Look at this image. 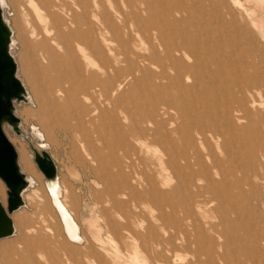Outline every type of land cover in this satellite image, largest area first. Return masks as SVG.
I'll return each mask as SVG.
<instances>
[{
  "label": "bare ground",
  "instance_id": "1",
  "mask_svg": "<svg viewBox=\"0 0 264 264\" xmlns=\"http://www.w3.org/2000/svg\"><path fill=\"white\" fill-rule=\"evenodd\" d=\"M31 1L36 6L35 12L42 26V54L46 62L36 76H31L26 70L27 81L34 89V96L28 90L27 82L17 73L19 65L12 52L13 28L4 14L6 1L0 0V47L11 55L12 71L7 77V84L13 90L5 96L11 113L4 115L3 127L8 123L20 131V122L13 116L16 104L21 100L33 101L35 97L39 105L37 115L48 137L51 139L54 136L52 133L63 130V140L74 145L71 148L73 151H70L74 152V159L68 154L63 158L66 172L72 176L77 175V182H83V175L77 164L86 166L94 177L93 181L97 185H105L103 194L107 196L105 198L112 208L116 211L118 208L128 207V212H119L118 217L114 218L103 211L105 214L102 221L99 217H88V235L82 236L81 224L75 217L79 197L75 196L73 186L65 178L63 182L60 181L54 158L48 153H37V159H46L48 174L44 171L45 186L49 203L61 223L59 229L67 242L85 244L83 248H76L77 245L74 247L60 239L63 242L60 245L62 252L56 253L53 247H59L55 243L57 238L52 229H48L49 233L40 232L31 237L30 241L25 237L21 241L23 250L13 251L10 242L2 240L16 233V224L22 219L11 217V214L26 203V192L36 187L34 166L26 157H22V167L15 147L19 170L24 180L15 189L6 184L8 200L0 182V245L9 252L4 257L5 264H47V261L50 264H141L140 223L136 222V215H139L138 198H152L156 205H164V210L165 205L176 208L170 201L164 203V198L179 193L192 206L197 194L205 188L210 189L212 200L219 198V203H222L225 195L222 191L216 192L214 187L219 188L225 184L228 175L234 174L236 161L242 158L232 157L231 152V146L236 145L235 141L242 138V135L231 133L230 130L233 128L235 115L239 119L243 118L241 115L245 107L236 108L223 103L224 114L219 115L217 108L221 103L218 102L221 96H211L212 87L204 81V77L207 78L213 70V65H216L219 73H226L227 51L219 48L212 50L204 45L196 49V44L188 40L185 34L176 35L175 32L179 29L174 28V23L182 22V18H177V13L192 8V5H185L184 0L179 5L182 10L178 7L166 9L162 3L167 0H141L140 4H144L145 10L147 7L151 12L147 15L146 24L140 18L143 10L139 14L132 11L130 15L128 11L118 9L117 13L112 14L96 3L97 0ZM130 2L125 0L126 4ZM158 6L159 11L156 10ZM153 16V21L156 22L151 25L149 20ZM157 17H160L159 20ZM116 19H121L122 26L115 22ZM140 22L142 25L139 29ZM261 22L264 23V19ZM132 26H137L138 32L135 33ZM123 29L130 33L126 38L123 36ZM132 33L139 35L141 39L137 42ZM200 61H204L203 64ZM139 72L141 74L138 77L146 76L152 84L149 83L151 87L147 89L150 99L142 102L143 113L136 112L140 116V123L133 125L130 75L138 79ZM185 75L186 78L193 77L195 82H184L182 77ZM172 78L177 79V95L168 90L167 85ZM198 84L205 89L203 97L206 100L200 104L201 110L196 111L197 107L190 109V106H183L182 103H185L187 96L195 91ZM152 91L158 92L160 97L153 96ZM196 92L199 98L201 92L199 89ZM213 98H216L215 102ZM130 120L131 126L123 125ZM34 131L45 137V131L39 128ZM134 132L149 143L160 145L161 149L155 153H160L157 168L156 164L136 157L134 142L127 141L133 140ZM220 138L222 141L218 142ZM212 140H217L216 146L222 148L218 154ZM202 147H207L209 152L204 154ZM135 157L141 160L140 166H137ZM173 177L176 178V183L165 190ZM203 180L206 185L202 188L199 182ZM34 193L36 192H31L28 194L31 196L27 197L33 199ZM68 197L71 199L70 205L66 199ZM196 205L201 207L199 203ZM189 210L192 211L193 208L189 207ZM173 220L177 222V227L169 222L162 225V228H177L174 234L168 232L167 236H162L159 232H151L144 236L142 249L151 253L148 254L152 257L151 264H245L240 261L241 255L251 259L253 249L247 254L243 249L244 244H240L236 251L230 250L228 244H225L228 240L220 244L222 250L216 247V242L203 250L200 248L203 246L200 242L203 233L197 229L194 232L188 231L182 227V219ZM109 245L113 248L109 249ZM128 246L133 247V252H130ZM178 247L192 248L190 260H184L177 251ZM12 252L18 255L17 260H13Z\"/></svg>",
  "mask_w": 264,
  "mask_h": 264
},
{
  "label": "rangeland",
  "instance_id": "2",
  "mask_svg": "<svg viewBox=\"0 0 264 264\" xmlns=\"http://www.w3.org/2000/svg\"><path fill=\"white\" fill-rule=\"evenodd\" d=\"M5 1L4 14L13 28L14 45L12 46V52L19 65L17 73L27 82V88L34 96V89L28 83L26 76L27 72H30L31 76L38 75L43 65L46 64L42 54L43 38L40 34L42 28L41 22L36 13V6L31 0ZM130 1L129 4H126L125 0H97L96 3L101 4L103 8L109 10L112 14L117 13L119 11L118 9L128 11L130 15L132 11H135V14H139L140 11L143 10L140 18L143 23L146 24L145 20L147 19V15L151 14L149 9L146 7L145 10L144 4L143 6L140 4L141 0ZM184 3L187 6L192 5L191 7L194 9L187 8V11L180 9L179 5L183 4L182 0H167L165 3H162L166 9L178 7L183 11L177 13V18H182V22L174 23V28L179 29V31L175 32L176 35L180 33L185 34L188 40L196 44V49L204 45L212 50L219 48V50L222 49L227 51L226 63L228 67L226 68V73H219L216 65H213V70L209 72L207 78L204 77V81L208 86L212 87L210 93L213 95L211 96H221L218 100V102L221 103L218 104L217 108L219 115L224 114L223 103H229L236 108L245 107L241 115L243 118L239 119L238 115H235L233 128L230 130L232 131L231 133L234 132L242 135V138L235 141L236 145L231 146L232 157L237 158L240 156L242 158L240 161H236L234 174L228 175L225 184L219 188H217V186L214 187L216 192L222 191L223 195H225L224 199H222V203H219V198L212 200L210 189L203 188V186L206 185L204 180L199 182V186L203 189L201 193L197 194L194 199L195 204L193 203L192 206L189 205V200L182 197V195H178L179 193H174L169 198H164V203L165 201H170L171 204L176 206V208H172L169 207V205H165L164 210H162L164 205H156L152 198H142L141 200L138 198L139 215H136V222L138 224L140 223L139 229L142 252L139 254V260L141 264H151L152 257L148 255H151V253L142 249L143 241L145 240L144 236L151 232H159L162 236H167L168 232L174 234L177 228L167 227V229H163L162 225L171 222V225L177 227V222L173 220L175 218L178 220L182 219V227L187 228L188 231L194 232L195 229H197L203 233L200 240L201 244H203V246L200 247L201 249L204 250L205 247L207 248V246H211L216 242L218 244L216 247L222 250L220 244L228 240L225 244H228L230 250L236 251L240 244H244L245 248L243 249L246 250L247 254L253 249L251 259L248 260L247 256L241 255V262L245 264H264V23L261 22V20L264 19V0H184ZM197 6L198 8H196ZM158 9L159 6L156 10L159 11ZM199 9L200 11H198ZM153 18L154 16L149 20L152 23L151 25L156 22L153 21ZM159 18L160 17H157V20H159ZM165 19L169 20V18ZM115 22L120 26L123 24L121 19H116ZM141 25L142 22L138 25L139 29ZM138 27L132 26L135 33L138 32ZM127 34L130 35L128 31L123 29V36L125 38ZM132 37L136 38L137 42L141 39L139 35L135 36L133 33ZM202 54L203 56L206 55L204 52ZM203 62L204 61H200V64H203ZM206 67L209 68L211 66ZM139 74L141 73H137V77ZM186 76L187 75L182 77L184 82H195L193 81V77L190 76V78H186ZM176 80V78H172L167 86L168 90L177 95L179 91L176 86ZM210 82H213V84ZM130 83L133 125H137L140 123V116L137 115L136 112L139 111L143 113L144 103L142 102H146V100L150 99L147 89L151 86L146 76H144V78L140 76L136 79V77L134 78V76L130 75ZM198 89L201 92L199 98L196 92ZM205 93V89L201 88L200 84L196 85L195 91L187 96L188 99L185 103L183 102L182 105H188L190 109L197 107L196 111L201 110L199 106L206 100L203 97ZM152 94L155 97H160L158 92L153 93L152 91ZM179 95H181V92ZM213 100L215 102L216 98H213ZM15 114L17 120L20 122L21 130H15L8 123L4 124V129L19 152V162L21 166L23 167L24 165L22 157H26L34 166L36 187L34 186L35 188L33 187L28 190L29 192H26V203L11 214V217H20L22 219V221L18 222L19 226L16 224V233L12 235V237L2 240L3 242L9 241V245H11L13 251L23 250L21 241L25 239V237L30 241L31 237L36 236L40 232L49 233L48 229H52V233H54L58 239L57 241L55 238V243L59 245V247L54 246V252L56 251V253L61 254L62 247L60 245L64 241L67 242L62 230L59 229L61 226L60 220L54 208L49 203L45 186L46 175L36 160L37 153L43 154V152L46 151V153L54 158L57 165L56 172L59 175L60 181L63 182L65 178V180L70 183L71 187L73 186L72 188L76 194L75 196L79 197V204L77 205L75 217L81 224V229L83 230H81L82 236L88 235V217H99L102 221L105 213L117 218V213L122 211L128 212V207H121L116 211L112 208L108 199H106L107 196L103 194L105 185H97L93 181L94 177L86 169V166L77 164L83 175V182H77V175L72 176L66 172V168L63 167V158H66L68 154L74 159V152H70L73 151L71 148H73L74 145L71 144V146L69 142H67L68 140H63V130H57L54 134L52 133V135H54L53 137H56L55 139H53V137L51 139L48 137L47 131L44 130L42 121L39 115H37L39 114V105L35 97L33 101L30 102L25 100L17 102ZM192 114L195 115V112H192ZM131 124L132 121L130 120L123 125L131 126ZM146 125L147 124H145V126ZM35 128H39L43 130V132L45 131V137L36 134L34 131ZM126 132H128V130ZM125 139L127 140L126 137ZM127 141L134 142L136 157L139 156L140 159L154 164L158 162L160 153L156 155L155 153L161 149L160 145L149 143L148 140L139 137L137 132H134L133 140L130 139ZM220 141H222L221 138L218 142ZM211 142L214 143V149L217 154L222 151L221 147L218 148V145L216 146L217 140H212ZM201 151L207 154L209 149L207 147H202ZM139 158L136 159L137 166L141 165V160H139ZM203 158L207 161V158ZM158 165L159 164H156V168ZM218 176H216V178H218ZM0 182L3 186L6 199L8 200V194L6 192L7 186L1 177ZM174 183H176V178L173 177L169 185L165 187V190L168 187H172ZM37 189L38 191H36ZM34 191L36 192L34 193V198H38L36 200L33 198V201V199L28 198L31 196L28 194ZM101 191L103 195L100 193ZM34 195H32V197ZM158 195L164 196L162 194ZM102 196L106 203H104L103 198H101ZM68 198L66 199L70 205L71 199L70 197ZM178 201L179 203L176 204ZM196 203L201 205V209L197 207ZM177 205H179V208H177ZM105 206L109 211H107L108 209ZM104 207L105 209H103ZM189 207H192L193 210H189ZM52 227H54V230ZM19 228L23 231H20ZM15 238L16 241L14 240ZM19 239L20 241L18 242ZM60 239H62V241L64 239V241L62 242ZM12 240H14L15 244ZM67 243H70L72 246L74 245V247L77 245L69 241ZM84 244L85 242L79 243L76 248H83ZM0 248V262L5 264L4 257H7L9 252L4 249V246L1 247L0 245ZM108 248L112 249L113 246L109 245ZM127 248L130 252H133L132 246H128ZM178 248L177 251L185 258L184 260H190L193 255L192 248ZM196 248L195 246V249ZM236 253L238 254V252ZM12 257L13 260H17L18 255L12 252ZM47 264H50V261H47ZM106 264L111 263L108 262Z\"/></svg>",
  "mask_w": 264,
  "mask_h": 264
},
{
  "label": "water",
  "instance_id": "3",
  "mask_svg": "<svg viewBox=\"0 0 264 264\" xmlns=\"http://www.w3.org/2000/svg\"><path fill=\"white\" fill-rule=\"evenodd\" d=\"M11 71V55L7 50L0 47V177L5 181L7 186L15 189L23 182L24 176L19 170L17 150L3 127L4 115L6 113H11L5 100V96L13 91L7 84V77L10 75ZM13 116L17 119L16 114H13ZM44 153H46V151H44L43 154ZM36 160L41 169L47 173L45 157L39 159L36 157Z\"/></svg>",
  "mask_w": 264,
  "mask_h": 264
}]
</instances>
